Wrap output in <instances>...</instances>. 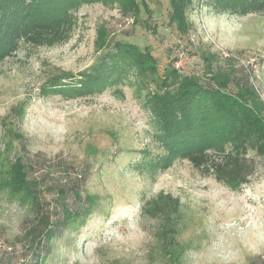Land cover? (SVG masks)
<instances>
[{
    "label": "rangeland",
    "instance_id": "1",
    "mask_svg": "<svg viewBox=\"0 0 264 264\" xmlns=\"http://www.w3.org/2000/svg\"><path fill=\"white\" fill-rule=\"evenodd\" d=\"M135 3V16L123 15L116 5L75 6L66 42L21 45L0 62V152L7 128L23 134L12 139L9 158L26 165L42 212L54 217L59 188L72 184L113 203L102 210L106 215L58 238L45 264H264L263 156L248 150L255 173L237 190L187 161L163 170L143 165L162 152L150 104L158 77L171 63L206 83L203 57H212L214 68L250 87L264 104V14L214 13L195 1L186 10L189 32L181 36L168 19L169 0ZM115 41L147 47L158 72L129 70L116 94L107 89L68 98L47 92L53 75L89 69L102 46ZM19 104L25 107L22 122L9 117ZM159 195L172 203L165 217L151 210ZM65 197L70 201L71 193ZM37 216L29 203L0 193V264L33 263L26 234ZM168 225L176 234L167 232L163 240Z\"/></svg>",
    "mask_w": 264,
    "mask_h": 264
},
{
    "label": "trees",
    "instance_id": "2",
    "mask_svg": "<svg viewBox=\"0 0 264 264\" xmlns=\"http://www.w3.org/2000/svg\"><path fill=\"white\" fill-rule=\"evenodd\" d=\"M195 1L206 2L214 13L239 17L264 14V0H169L168 19L181 36L189 32L186 10ZM95 3L116 5L123 15L135 16L138 8L135 0H0V62L21 45L49 48L66 42L73 27L72 8ZM101 51L89 69L75 75H53L44 86L47 92L68 98L98 95L107 89L116 94L121 92L118 85L129 70L158 72L156 59L147 47L141 50L137 45L115 41L103 45ZM203 61L206 83L196 75L181 74L175 69L177 61L158 77L160 83L150 106L154 137L162 152L143 165L163 170L174 161H187L218 183L237 190L255 173L248 150L253 148L264 157V115L262 120L259 117V113L264 114V104L257 92L235 84L225 71L214 68L212 57H203ZM24 115L21 104L9 113L18 122ZM4 136L0 193L37 208L36 225L26 238L34 247L32 264H45L58 238L77 231L94 216L106 215L102 210L113 203L111 197L83 192L72 184L59 188L54 217L42 212L37 183L27 178V167L20 159L9 158L12 139L22 140L24 136L11 127ZM67 191L70 201L65 197ZM153 202L154 214L168 215L169 199L159 195ZM167 232H171L170 237L176 234L173 225H168L162 231L163 240L169 237Z\"/></svg>",
    "mask_w": 264,
    "mask_h": 264
}]
</instances>
